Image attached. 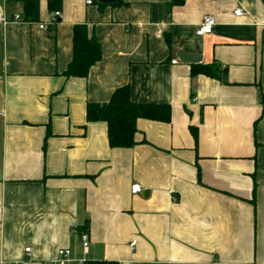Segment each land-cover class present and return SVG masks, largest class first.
Segmentation results:
<instances>
[{
  "label": "crops",
  "instance_id": "obj_1",
  "mask_svg": "<svg viewBox=\"0 0 264 264\" xmlns=\"http://www.w3.org/2000/svg\"><path fill=\"white\" fill-rule=\"evenodd\" d=\"M121 1L62 0L42 30L46 0L34 23L0 0V264H264V0ZM203 15L215 24L197 36ZM77 24L101 48L84 78L62 74ZM124 85L170 120L140 118L136 144L111 148L85 108Z\"/></svg>",
  "mask_w": 264,
  "mask_h": 264
},
{
  "label": "trees",
  "instance_id": "obj_2",
  "mask_svg": "<svg viewBox=\"0 0 264 264\" xmlns=\"http://www.w3.org/2000/svg\"><path fill=\"white\" fill-rule=\"evenodd\" d=\"M21 6V21L34 23L39 21L40 0H7ZM94 1V0H92ZM62 0H46L49 12L60 10ZM184 0H170L168 6L180 5ZM124 3L116 0L114 6ZM60 20V19H59ZM58 20V22H59ZM55 25H49L52 30ZM166 42L170 45V37L165 35ZM101 57L100 44L93 32H89L85 24H77L72 28V55L66 69L65 77H86L89 68L99 61ZM191 75L203 74L208 77L224 76L225 68L216 64H192ZM87 122L103 121L107 126V141L111 148H129L136 144V122L138 119H148L160 122H169L170 106L168 104L138 103L130 99L129 86L116 88L108 101L89 102L85 108ZM195 135V132H194ZM196 137V135H195ZM86 227V226H85ZM85 227L79 231L85 230ZM84 264H117L113 261L89 260Z\"/></svg>",
  "mask_w": 264,
  "mask_h": 264
},
{
  "label": "built area",
  "instance_id": "obj_3",
  "mask_svg": "<svg viewBox=\"0 0 264 264\" xmlns=\"http://www.w3.org/2000/svg\"><path fill=\"white\" fill-rule=\"evenodd\" d=\"M7 1V0H5ZM92 0H87V3H91ZM235 16H241L243 15V9L241 7H236L233 11ZM61 14L59 10L53 11L51 13V17L50 20L48 21V23H40L38 24V27L42 30H47L49 25H56L58 23V20L60 19ZM13 20H21L20 14L15 13L12 15ZM5 19L3 16H0V22H4ZM215 24L214 18L210 15H203L201 22L199 23L198 27L196 28V35L197 36H204L206 34L211 33L213 26ZM142 188L139 184L134 183L131 186V193L132 194H137V193H141ZM73 231L76 232V228H73ZM79 236V240L82 244V246L84 248H87L89 245V236L87 232H80L78 234ZM30 249L26 248L25 252H29ZM57 255L59 256V258L61 259L62 262H70V255H71V251L69 249H59L57 252ZM13 264H18V263H13ZM76 264H84V261H79Z\"/></svg>",
  "mask_w": 264,
  "mask_h": 264
},
{
  "label": "water",
  "instance_id": "obj_4",
  "mask_svg": "<svg viewBox=\"0 0 264 264\" xmlns=\"http://www.w3.org/2000/svg\"><path fill=\"white\" fill-rule=\"evenodd\" d=\"M95 1L104 3V4H114L116 2V0H95ZM175 54L179 58L180 61L186 62V63H197L201 59L199 55L183 53L177 50H175Z\"/></svg>",
  "mask_w": 264,
  "mask_h": 264
}]
</instances>
